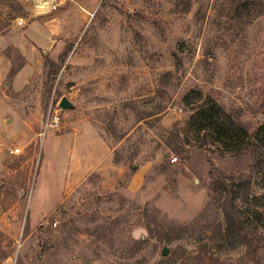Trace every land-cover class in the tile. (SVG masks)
Masks as SVG:
<instances>
[{
	"label": "rangeland",
	"instance_id": "374dc122",
	"mask_svg": "<svg viewBox=\"0 0 264 264\" xmlns=\"http://www.w3.org/2000/svg\"><path fill=\"white\" fill-rule=\"evenodd\" d=\"M43 2L0 0V263L264 264V0ZM211 102L245 129L214 147Z\"/></svg>",
	"mask_w": 264,
	"mask_h": 264
},
{
	"label": "trees",
	"instance_id": "16d2710c",
	"mask_svg": "<svg viewBox=\"0 0 264 264\" xmlns=\"http://www.w3.org/2000/svg\"><path fill=\"white\" fill-rule=\"evenodd\" d=\"M192 120L199 125V131H215L213 135L209 134L210 141L213 144L212 147L217 142H221L223 139L234 140L238 134V131H245L242 127H239L235 124L232 117L226 114L223 109L218 106L215 102H211V104L206 107H202L196 111ZM209 127H212L210 130ZM245 146H241L238 149L242 150ZM211 149V148H209ZM235 199V198H234ZM254 201L259 205L260 208L264 209V199L254 198ZM254 218L256 223L264 229V211L262 213L255 212ZM227 222H228V231L230 233H236L242 236L244 239L241 243L247 245L251 249V254L253 256L257 255L258 249L255 246L254 242L250 240L249 236L243 234L244 227L237 220L236 216L232 212H228L227 214ZM233 230V231H232ZM257 261V260H256Z\"/></svg>",
	"mask_w": 264,
	"mask_h": 264
},
{
	"label": "crops",
	"instance_id": "0c3cea01",
	"mask_svg": "<svg viewBox=\"0 0 264 264\" xmlns=\"http://www.w3.org/2000/svg\"><path fill=\"white\" fill-rule=\"evenodd\" d=\"M95 159H96V161H98V155H97V158H95ZM89 174H87L85 176V178L88 177ZM76 175H74V176H76ZM80 175H81V173H80ZM76 177H78V176H76ZM85 178L81 182H83L85 180ZM69 193L66 192L63 195V197L55 204V207L52 208V211L56 210L57 208H59V206H61L64 203V201L66 200ZM22 194H24V192H21V195ZM25 195H26V193H25ZM1 212L2 211L0 210V233L2 235L1 237L9 239V240H13V242L15 244H18L20 241V238H18L17 235L14 234V233H16L15 231H16V228L18 226L17 221L15 219L12 220L9 218L4 220V214L5 213L3 215H1ZM38 225L40 226L41 222L38 223ZM31 237L32 236H29L25 241L22 240V242H20L23 245V247H25L26 243L28 242V239H31ZM33 254L38 256V258H37L38 264H60V260L62 259V252L56 253V251L55 252H53V251H45V252L39 251V254L37 252H35ZM33 254H32V252H28V254L25 253V255H22V253L19 250L18 252L12 253L10 255H5V257L3 258V261H1L0 264H20L21 259L19 258V255H21V257L23 259H25L26 262L28 260L32 261V259L34 257ZM26 262L24 264H27Z\"/></svg>",
	"mask_w": 264,
	"mask_h": 264
},
{
	"label": "built area",
	"instance_id": "2783aa9c",
	"mask_svg": "<svg viewBox=\"0 0 264 264\" xmlns=\"http://www.w3.org/2000/svg\"><path fill=\"white\" fill-rule=\"evenodd\" d=\"M61 109L58 108L56 109L54 112H50L49 116H48V120H47V130L48 129H53L59 126V124L61 123ZM10 154L11 155H19L21 154V149L19 148H15L10 150ZM173 162H177L178 158H173L172 159ZM54 226L57 227L58 223L55 222Z\"/></svg>",
	"mask_w": 264,
	"mask_h": 264
},
{
	"label": "water",
	"instance_id": "95a60500",
	"mask_svg": "<svg viewBox=\"0 0 264 264\" xmlns=\"http://www.w3.org/2000/svg\"><path fill=\"white\" fill-rule=\"evenodd\" d=\"M59 106H60L61 110H74L75 109V106L73 105V103L68 98H63L61 100ZM22 195H25V193ZM162 254L164 256H166L168 254V248L167 247L164 248Z\"/></svg>",
	"mask_w": 264,
	"mask_h": 264
},
{
	"label": "bare ground",
	"instance_id": "6f19581e",
	"mask_svg": "<svg viewBox=\"0 0 264 264\" xmlns=\"http://www.w3.org/2000/svg\"><path fill=\"white\" fill-rule=\"evenodd\" d=\"M38 2H39L40 9H42V10H48L49 9L50 5L48 3H44L43 0H38Z\"/></svg>",
	"mask_w": 264,
	"mask_h": 264
}]
</instances>
